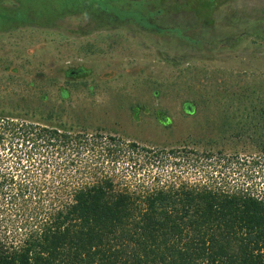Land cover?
Instances as JSON below:
<instances>
[{
  "label": "rangeland",
  "instance_id": "1",
  "mask_svg": "<svg viewBox=\"0 0 264 264\" xmlns=\"http://www.w3.org/2000/svg\"><path fill=\"white\" fill-rule=\"evenodd\" d=\"M214 1L147 0L149 26L130 19L100 28L66 14L1 31L0 112L116 138V157L93 163L115 175L118 189L185 184L264 198V126L252 113L264 102V0L206 5ZM39 3L56 12L55 0ZM8 140L0 155L10 166L17 144ZM28 151L22 179L40 186L82 179L77 170L93 160ZM14 219L8 212L0 223L10 228Z\"/></svg>",
  "mask_w": 264,
  "mask_h": 264
},
{
  "label": "trees",
  "instance_id": "2",
  "mask_svg": "<svg viewBox=\"0 0 264 264\" xmlns=\"http://www.w3.org/2000/svg\"><path fill=\"white\" fill-rule=\"evenodd\" d=\"M5 1L0 32L46 27L66 14L95 18L100 28L130 19L149 26L147 0H55L56 12L43 0H9L10 7ZM252 113L264 126V102ZM7 139L16 141L17 159L8 166L0 155V218L9 212L15 219L10 228L0 223V264H264V198L185 184L118 189L115 175L93 163L116 157L122 144L116 138L0 112V144ZM50 148L68 163L86 154L93 160L77 170L82 179L60 176L42 186L22 179L23 149L34 154Z\"/></svg>",
  "mask_w": 264,
  "mask_h": 264
}]
</instances>
